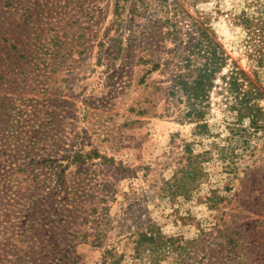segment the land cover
I'll list each match as a JSON object with an SVG mask.
<instances>
[{
    "label": "rangeland",
    "instance_id": "1",
    "mask_svg": "<svg viewBox=\"0 0 264 264\" xmlns=\"http://www.w3.org/2000/svg\"><path fill=\"white\" fill-rule=\"evenodd\" d=\"M143 1L0 0V264H264V118L238 122L218 86L187 115L170 92L190 20L174 42ZM178 2L222 46L218 77L264 85L240 24L264 0ZM188 155L200 174L173 194ZM148 226L170 241L157 263L135 257Z\"/></svg>",
    "mask_w": 264,
    "mask_h": 264
},
{
    "label": "trees",
    "instance_id": "2",
    "mask_svg": "<svg viewBox=\"0 0 264 264\" xmlns=\"http://www.w3.org/2000/svg\"><path fill=\"white\" fill-rule=\"evenodd\" d=\"M140 1L144 2L143 0ZM158 1V4L166 13L172 14L171 18L169 17L166 20V23L172 24V20L178 18L180 14L190 20L186 30L188 40L184 47V53L187 52L184 56L187 57L184 58V63L179 66L185 71L175 75L170 94L174 96L181 93L185 96L190 107L187 115L194 116L195 121H201L203 118L201 105L208 99L210 91L218 86L220 91L225 94L224 98L228 108L236 112L237 121L242 122L248 119L250 127L258 128L261 119L264 118V107L261 106V102L264 100V85L257 73L246 72L234 63L227 74L218 77L226 65V54L207 25L199 18L190 16L178 0ZM240 24L246 32V45L251 50L249 56H257L259 64L262 65L264 63L263 13L256 18L243 15ZM176 26L177 23L172 24L167 34L174 42H181L180 31L183 30V27L178 30ZM177 55L179 56V53ZM195 55L200 56L201 61L193 66L190 56ZM216 80H220V85L215 84ZM200 127L206 128L205 123L201 124ZM191 157V155H188L186 157L187 163L174 174L175 177L176 174L181 172L182 177L167 183L168 191L173 194L176 191L187 189L185 185L189 180H194L200 174L198 168L193 166V160H197V157ZM190 175L193 177H190ZM134 242L135 257L141 258L142 254H147L151 259V263H157L158 258L170 245V241L162 237L160 232L153 226L139 230ZM112 252H106L104 262L107 263V256H109L112 259L109 262L110 264H121L120 261L123 256L117 257Z\"/></svg>",
    "mask_w": 264,
    "mask_h": 264
}]
</instances>
